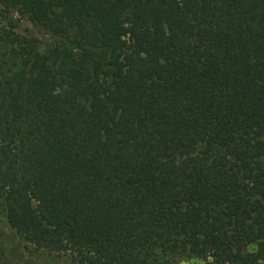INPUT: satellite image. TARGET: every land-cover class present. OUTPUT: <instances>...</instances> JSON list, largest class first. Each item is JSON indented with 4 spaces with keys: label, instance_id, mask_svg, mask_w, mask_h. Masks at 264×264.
Masks as SVG:
<instances>
[{
    "label": "trees",
    "instance_id": "obj_1",
    "mask_svg": "<svg viewBox=\"0 0 264 264\" xmlns=\"http://www.w3.org/2000/svg\"><path fill=\"white\" fill-rule=\"evenodd\" d=\"M0 199L27 264H264V0H0Z\"/></svg>",
    "mask_w": 264,
    "mask_h": 264
},
{
    "label": "rangeland",
    "instance_id": "obj_2",
    "mask_svg": "<svg viewBox=\"0 0 264 264\" xmlns=\"http://www.w3.org/2000/svg\"><path fill=\"white\" fill-rule=\"evenodd\" d=\"M29 27L27 24H22L21 28ZM27 244L21 240L14 238L5 226L4 223V210L0 199V264H27ZM43 254L45 252L40 251ZM180 264H205L197 259H190Z\"/></svg>",
    "mask_w": 264,
    "mask_h": 264
}]
</instances>
